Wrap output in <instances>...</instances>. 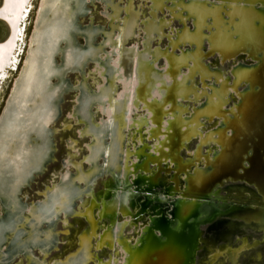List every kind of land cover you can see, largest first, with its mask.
Wrapping results in <instances>:
<instances>
[{
  "label": "bare ground",
  "instance_id": "1",
  "mask_svg": "<svg viewBox=\"0 0 264 264\" xmlns=\"http://www.w3.org/2000/svg\"><path fill=\"white\" fill-rule=\"evenodd\" d=\"M31 1L0 4L9 29L0 82H10L0 108V264H201L202 226L226 217L264 234L262 0H36L24 40ZM211 56L234 63L224 73ZM69 96L60 123L62 132L75 124L69 155L30 199L23 189L54 159ZM105 178L107 196L97 199ZM154 201L162 208L126 232ZM70 217L81 224L66 240L72 248L47 262L58 219L65 237ZM259 240H220L204 264H234Z\"/></svg>",
  "mask_w": 264,
  "mask_h": 264
},
{
  "label": "rangeland",
  "instance_id": "2",
  "mask_svg": "<svg viewBox=\"0 0 264 264\" xmlns=\"http://www.w3.org/2000/svg\"><path fill=\"white\" fill-rule=\"evenodd\" d=\"M134 1H135V5H137L138 1L140 3L141 0H134ZM31 2H32V5L28 6V8L26 10V16L29 13L30 17H29L28 20H26V22H24L23 27H22L23 39L24 40L26 39V37L28 35V32H29V29H30V26H31V14H32V11H33V9L35 8V6L37 4L36 0H32ZM0 4H1V0H0ZM142 7H143L142 10L144 11L145 7H146V3L145 2L143 3ZM88 8L90 9V12H94L95 13V18L97 20L101 21V18L98 17V14H97L98 8H100V6L95 4L94 6L93 5H89ZM3 20L4 19L0 16V41H2L8 35V32H9V29L6 26V24L4 23ZM134 39L138 40L139 39V35L137 36V38H134ZM203 49H205V46L203 47ZM21 57H22V52L19 55V59L17 61V64H16L15 68L11 69L12 70L11 78L14 77V75L16 73V68H17V66H18V64L20 62ZM238 58L239 57H236V59H238ZM215 60H216V56L215 57L211 56L210 58L208 57V59H207V61L210 62L211 65L220 66V68L223 69L224 73H227L229 66H231L234 63L232 61H230V62L228 61V62L224 63V65H223V64L216 63ZM245 60H247V59H245ZM160 64H162V63H160ZM71 80L74 82L76 80V76L72 75L71 76ZM1 83H2V81L0 82V87L3 86L2 87V92H1L2 95L0 97V108H1V105H2L3 97L6 95V92H7V89L9 87L10 82H8L6 84H1ZM232 100H234L233 97H232ZM71 102H72V98L70 96L66 97L62 101V104H61V115L55 121V125H58V127H56V130H57L56 131V135H55V146H56V149L54 151V159L50 162V164L47 165L44 173H42L40 175V177H37L34 181H32L33 183H31L30 186H27L26 188L23 189V191H25V193L27 195H29L30 199L35 198V194H37L36 190L38 188H40L44 182L47 181L48 175H50L53 171H56V170H58L60 168L58 162L59 161L61 162L63 157L69 155V153L65 149L64 142L66 141V137L67 136H69V135L74 136L75 135V124H72L71 128L69 129L70 131L68 130L66 132L65 131L62 132V128L60 127V123L62 124L64 122L68 121V113H69L68 110H69V106H70ZM136 111H138V110H136ZM205 124H206V126H210L211 125V124H207L206 122H205ZM191 142H192V140L189 141L186 144L187 147H184L181 150L180 154H182V156H187L188 155V151L190 149H192L191 148L192 147V143ZM78 144H83V140L78 139ZM70 155L73 156L74 154L70 153ZM43 174H45V175L42 176ZM107 177H109V176H107ZM166 177H167L166 174L163 175V180L160 182L159 187H157L156 190H158V189L160 190L162 188V186H164L168 182V180H166ZM110 182L111 181L108 180V178H105V179H102V180L101 179L97 180V182L95 184V194H96V196L101 195L97 199H100L101 197H106L107 196L106 193H107V191H108V189H109V187L111 185ZM225 186L226 185H223L220 188L221 192H224ZM130 195L134 199L132 204L130 205V207H131V209H134L137 206L138 198L140 196L139 197H135L136 195L133 194L132 191L130 192ZM158 204H159L158 202L154 201L152 207H148L149 209L147 208V211H145L143 214L138 216L135 219V221H132V222L129 221V226H127L125 228V231L128 232V231H130L132 229L130 232H134V233L137 232L138 226L143 225L147 221L146 219L149 218L148 214H150V213L152 214V213H154L156 211V209H161L162 208L161 206H157ZM81 205H82V203L76 205V207L78 209H81V207H82ZM224 218H226V217H223V218L219 219L218 221H216V222H214L212 224H209V225H206V226H202V228H201L202 229V234H201V236H202V239H201L202 244H201V247L196 252V255H195L196 256V261L198 263H201V264L203 263L204 264L205 263L204 261H206L205 260L206 253L210 250L209 246H213L218 241L231 239V245H235V244L238 243L239 238H242L243 236L246 237V239L248 241H251L252 238L260 237L259 243L257 245L250 244V246H249L250 249L254 250L257 253V259H259V251H260L261 248H264V234H262L260 232H257L258 230H256L255 227H249L248 228V227L242 226V225L238 226L237 224H235V226H232V225H229L227 223H221V221H223ZM119 219H122V218L120 217ZM236 220H240V219H236ZM61 222H62V218H59L58 222H57L58 231H59V238H58V242H57V246L58 247L56 249L51 250L52 254L50 252L47 255V257H46L47 262H48V260L50 258L52 260V259H55L57 256H61L63 254V252H64L65 247H69V249L72 248V242L68 243V242H66V240L69 239V238L73 239L74 238L73 231H75V233H76V231L81 226L80 223H78L76 220H73L72 217H70L69 221H68L69 225H67V229L69 230V233L66 234L65 237H64L63 231H64L65 227L62 225L63 222L62 223ZM130 223H132V224H130ZM246 223H248V222H246ZM210 238L211 239L212 238H217V240L215 242H213V244H211V239ZM204 246H206L205 249H204ZM106 250L104 249L103 251H95V254L103 258V257L106 256V252L108 251V250L107 251ZM244 252H245V250L239 251V253L237 255V259H239L240 255L243 254ZM119 254H120V252H119ZM13 262L14 261H12L10 264H15ZM17 264H20V262L17 261ZM213 264H224V263L221 261V262H216V263L214 262Z\"/></svg>",
  "mask_w": 264,
  "mask_h": 264
},
{
  "label": "snow or ice",
  "instance_id": "3",
  "mask_svg": "<svg viewBox=\"0 0 264 264\" xmlns=\"http://www.w3.org/2000/svg\"><path fill=\"white\" fill-rule=\"evenodd\" d=\"M264 3V0H262ZM184 31L185 29H181ZM244 247V245H241ZM234 264H264V248H261L259 251V259H257V253L252 249H246L243 254L240 255L239 259L235 257L232 258Z\"/></svg>",
  "mask_w": 264,
  "mask_h": 264
},
{
  "label": "water",
  "instance_id": "4",
  "mask_svg": "<svg viewBox=\"0 0 264 264\" xmlns=\"http://www.w3.org/2000/svg\"><path fill=\"white\" fill-rule=\"evenodd\" d=\"M4 23L6 24V26L8 27V25H7V23L4 21ZM80 39V38H79ZM247 58V57H246ZM49 164V163H48ZM249 167H248V164L246 163L244 166H243V168H240V171H241V174H238V176L237 177H241L243 180H244V178H243V171H246L247 169H248ZM46 169V168H45ZM45 171V170H44ZM44 171L42 172V173H44ZM41 173V174H42ZM41 174H39V176L41 175ZM36 177V176H35ZM34 177V178H35ZM31 183H33L32 181L30 182V184ZM260 192H261V194L264 196V190H260ZM38 195L37 194H35V197H37ZM255 210V211H254ZM250 214H251V217H257V215H259V211L258 210H256V209H253L251 212H250ZM248 227V226H247ZM249 228V227H248ZM35 251V250H34Z\"/></svg>",
  "mask_w": 264,
  "mask_h": 264
}]
</instances>
